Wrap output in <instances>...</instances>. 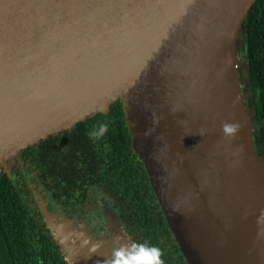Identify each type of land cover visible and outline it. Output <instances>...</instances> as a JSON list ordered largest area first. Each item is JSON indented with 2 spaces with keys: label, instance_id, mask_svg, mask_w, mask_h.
Returning a JSON list of instances; mask_svg holds the SVG:
<instances>
[{
  "label": "water",
  "instance_id": "95a60500",
  "mask_svg": "<svg viewBox=\"0 0 264 264\" xmlns=\"http://www.w3.org/2000/svg\"><path fill=\"white\" fill-rule=\"evenodd\" d=\"M255 0H0V170L120 101L187 264H264V154L255 142L248 29ZM231 128V131H226ZM69 264H130L108 235L29 184Z\"/></svg>",
  "mask_w": 264,
  "mask_h": 264
},
{
  "label": "trees",
  "instance_id": "16d2710c",
  "mask_svg": "<svg viewBox=\"0 0 264 264\" xmlns=\"http://www.w3.org/2000/svg\"><path fill=\"white\" fill-rule=\"evenodd\" d=\"M242 27L248 29L251 66L248 104L254 110L255 142L264 154V0H255ZM101 123L108 125L107 130L98 138L91 136ZM22 153L31 155L30 167L39 170L37 176L47 187L45 190L62 191L64 203H70L69 199L75 197L77 189L96 183L95 180L101 177L98 171L105 169L107 174L111 173V177H107L111 184L105 183L107 190L111 185V189L115 188L113 192L119 191L121 197H133L131 206L138 204L140 210L124 209L123 213L127 216L139 211L140 217H146L147 223L137 224L144 228L146 235L156 227L151 219L162 216L155 200L153 210L157 215L149 218L151 210L145 199H152L155 193L145 167L133 149L118 100L111 104L108 112H99L78 122L70 132L50 135ZM77 170H85L81 175L86 177H78ZM0 264H69L43 220L30 188L22 178L14 180L3 170L0 171Z\"/></svg>",
  "mask_w": 264,
  "mask_h": 264
},
{
  "label": "flooded vegetation",
  "instance_id": "af4514ba",
  "mask_svg": "<svg viewBox=\"0 0 264 264\" xmlns=\"http://www.w3.org/2000/svg\"><path fill=\"white\" fill-rule=\"evenodd\" d=\"M250 96L251 92L248 80L245 85V99L247 103H249ZM71 129H67L64 131L70 132ZM58 133H55V135H58ZM48 137H50V135ZM48 137L46 139H48ZM28 147L22 149L18 153V155L14 156V158L8 162L11 168V173L15 176V179L22 178V182H25L28 188H30L29 184H34L38 190H41L43 192V197L48 200L49 207L52 208L53 211L61 213L66 217L75 219L78 222L82 223L85 227H90L93 234L97 236L108 235L110 231L108 230L107 222L110 219L116 218L121 222L126 233L132 240L136 252V246L139 244H144L147 247L155 246L161 250V260L163 261V264H187L180 248L175 243L169 225L165 219V216L155 194L154 196H151L152 199H145V202L147 200L149 201L148 207L151 210L149 218L151 219L154 217V215H157L153 210L155 208L153 204L155 200V202L158 203V206L156 205V208L159 207L161 209L162 216L158 215L157 218L151 219V222L155 223L156 227L155 229H151L149 234L146 235L144 232V228L137 227V224H139V222L147 223L146 217H140L139 211L133 212L130 215L128 214L127 216L123 213L124 209L131 210L133 208H137L138 210H140L138 208V204L136 206H131L133 204L132 202H130V199H133V197H129V195H127L126 197H121V195L117 193L119 191L113 192L115 188L113 187L111 189V185L109 186V190H107L105 183L111 184V181L107 179V177H111V173L107 174L105 169H101V171L99 170L98 175H101V177L95 180L96 183L86 186V188L82 187V190L77 189L75 191V197L72 196L69 199L70 203L67 204L64 203V196L60 194L62 191H58L59 193H57L55 192V189H52L51 191L45 190L47 187H45L44 184H41L42 180L37 176L39 170H37L36 167L34 168V170L32 167H30L32 165L31 155L22 153V151L27 149ZM71 159L72 158H69V160ZM102 162H105V159L102 160ZM76 172L78 174V177H86L85 174L81 175V172H85V170H77ZM88 174L90 175L89 172ZM126 193L128 194V192ZM97 208H99L101 213L103 214V220L100 222L96 221V219L94 221L88 220L86 218L87 213L89 214L90 211L96 210Z\"/></svg>",
  "mask_w": 264,
  "mask_h": 264
},
{
  "label": "clouds",
  "instance_id": "9594fccd",
  "mask_svg": "<svg viewBox=\"0 0 264 264\" xmlns=\"http://www.w3.org/2000/svg\"><path fill=\"white\" fill-rule=\"evenodd\" d=\"M107 127V124L101 123L98 129L91 132L90 135L98 138L107 130ZM226 131H231V128H227ZM136 248L137 252L130 261V264H163L161 250L158 247H147L144 244H139Z\"/></svg>",
  "mask_w": 264,
  "mask_h": 264
},
{
  "label": "rangeland",
  "instance_id": "374dc122",
  "mask_svg": "<svg viewBox=\"0 0 264 264\" xmlns=\"http://www.w3.org/2000/svg\"><path fill=\"white\" fill-rule=\"evenodd\" d=\"M86 218L90 221H94L96 219V221L100 222L103 220V214L101 213L100 209L97 208L96 210L90 211L89 214L87 213Z\"/></svg>",
  "mask_w": 264,
  "mask_h": 264
}]
</instances>
